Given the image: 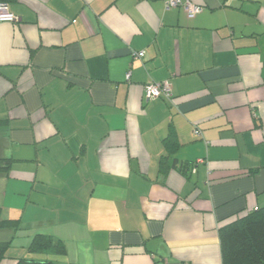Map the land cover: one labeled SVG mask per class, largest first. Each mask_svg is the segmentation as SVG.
I'll return each instance as SVG.
<instances>
[{"label": "crops", "instance_id": "crops-1", "mask_svg": "<svg viewBox=\"0 0 264 264\" xmlns=\"http://www.w3.org/2000/svg\"><path fill=\"white\" fill-rule=\"evenodd\" d=\"M188 1L193 18L165 0H0L17 18L0 22V191L47 209L33 237L65 247L29 259L221 264L219 228L264 206V0ZM149 82L171 99L146 101Z\"/></svg>", "mask_w": 264, "mask_h": 264}, {"label": "trees", "instance_id": "trees-1", "mask_svg": "<svg viewBox=\"0 0 264 264\" xmlns=\"http://www.w3.org/2000/svg\"><path fill=\"white\" fill-rule=\"evenodd\" d=\"M166 153H174L179 144L174 131L170 130L162 140ZM13 160L0 157V172L8 173ZM166 158L160 159V170L165 172ZM185 173L186 169H182ZM19 220L1 219L0 228L19 229ZM221 264H264V206L256 208L236 220L222 225L218 230ZM9 242H0V263L5 257ZM30 253L64 255L62 241L49 235L36 234L28 246ZM15 264H59L49 260L38 261L26 258L15 259Z\"/></svg>", "mask_w": 264, "mask_h": 264}, {"label": "rangeland", "instance_id": "rangeland-1", "mask_svg": "<svg viewBox=\"0 0 264 264\" xmlns=\"http://www.w3.org/2000/svg\"><path fill=\"white\" fill-rule=\"evenodd\" d=\"M2 174L3 173H0V177L3 176ZM17 195L19 197L8 192L6 196H4V193L0 191L1 219H20V226L17 230L12 227L0 228V242L10 243L6 250L8 255L11 254L12 256L26 259L33 256L38 258L52 256V254L28 252V244H30L33 234L38 231V227L41 224L40 222L38 223V221L47 209L38 206L25 209L24 202H22L24 195Z\"/></svg>", "mask_w": 264, "mask_h": 264}, {"label": "built area", "instance_id": "built-area-1", "mask_svg": "<svg viewBox=\"0 0 264 264\" xmlns=\"http://www.w3.org/2000/svg\"><path fill=\"white\" fill-rule=\"evenodd\" d=\"M178 6H182L184 8L188 18L195 17V15L200 13L203 9L200 6L190 3L188 0H186L185 3H182L181 0H165L166 9L176 8ZM16 19L17 18L7 10L5 5L0 4V22L14 23ZM134 56L136 58H140L143 56V52L135 53ZM129 75L130 73L126 74V79L129 78ZM143 90L146 101L157 98L171 99L172 97V89L168 82H149L144 86ZM193 133L195 136L200 135V131L198 129H194ZM201 162L202 160H197V163Z\"/></svg>", "mask_w": 264, "mask_h": 264}]
</instances>
